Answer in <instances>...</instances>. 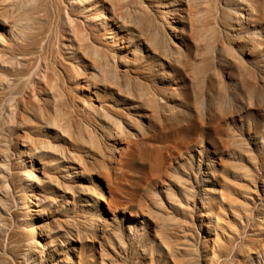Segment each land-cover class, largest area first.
Listing matches in <instances>:
<instances>
[{
	"label": "rangeland",
	"instance_id": "rangeland-1",
	"mask_svg": "<svg viewBox=\"0 0 264 264\" xmlns=\"http://www.w3.org/2000/svg\"><path fill=\"white\" fill-rule=\"evenodd\" d=\"M0 264H264V0H0Z\"/></svg>",
	"mask_w": 264,
	"mask_h": 264
},
{
	"label": "bare ground",
	"instance_id": "bare-ground-1",
	"mask_svg": "<svg viewBox=\"0 0 264 264\" xmlns=\"http://www.w3.org/2000/svg\"><path fill=\"white\" fill-rule=\"evenodd\" d=\"M101 200H102L103 202H106L105 198H103V197L101 198Z\"/></svg>",
	"mask_w": 264,
	"mask_h": 264
}]
</instances>
